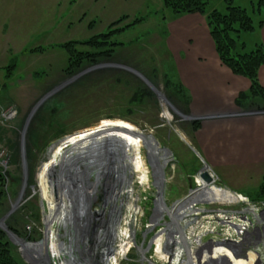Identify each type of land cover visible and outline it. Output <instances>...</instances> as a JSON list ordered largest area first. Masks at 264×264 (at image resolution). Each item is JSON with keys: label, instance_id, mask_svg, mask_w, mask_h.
Instances as JSON below:
<instances>
[{"label": "rangeland", "instance_id": "rangeland-1", "mask_svg": "<svg viewBox=\"0 0 264 264\" xmlns=\"http://www.w3.org/2000/svg\"><path fill=\"white\" fill-rule=\"evenodd\" d=\"M206 1L204 14H174L164 6L163 0H0V108L17 111L13 120H0V147L9 152L7 170L18 167L20 171L18 181H10L7 210L0 217L5 225L11 216L33 208L38 218L29 219L20 227L23 234L40 240L47 218L45 210L51 201L48 175L57 166L60 152L73 139L92 137L96 131L100 134L112 128L137 133L149 138L146 141L158 150H168L163 186L166 205L195 189L201 170L207 166L205 170L213 178L207 192L201 194H207L203 198L213 201L209 205L213 210L227 205L225 211L232 218L222 224L215 218L218 222L209 226L214 234L211 238L214 249L209 257L218 260L219 256L227 255L239 264H264V200L260 195L264 184V98L247 96L242 104L235 103L239 93L249 91L250 80L234 74L221 61L210 36L207 15L213 10L225 12V0ZM231 1L250 15L253 28L237 34V44L243 45H237L236 49L242 54L261 46L264 51V3L258 9L260 0ZM103 35L107 38L97 39L112 44L108 48L111 56L100 58L83 71L69 73L70 52L83 47L78 43H72V47L67 44ZM62 44L66 46L61 47ZM85 70L90 72L83 73ZM163 75L186 90L183 91L189 104L183 105L169 94L171 88L166 86ZM73 78L76 81L72 84L74 80L58 83ZM257 80L264 90V63L258 67ZM62 83L64 87L58 89ZM138 86L145 88V95L137 92ZM194 91L198 98L205 99L206 93H229V98L233 92L236 94L228 106H208L204 112L202 107L200 110L192 107L197 95ZM48 95L49 99L32 117L24 137L28 182L21 193L22 132L33 107ZM194 122L199 124L197 129L193 128ZM3 129L17 132L14 164ZM140 156L144 167L139 171L125 157L138 187H132L131 197L126 198L124 216L132 209L133 200H140V204H145V215L138 217L137 229L143 230L156 194L151 187L143 146ZM20 193L18 207L5 219ZM220 194H225V198ZM228 194L240 199H226ZM55 199L47 224L52 240L57 238L52 232L57 210ZM158 209L162 210L160 206ZM27 218L25 214L23 219ZM237 220L245 224V234L235 237ZM53 229L57 234L64 232L62 225H54ZM156 232L154 228L145 233V249ZM226 232L229 241H220L218 235ZM235 239L243 244L240 250L230 246V241ZM12 245L22 264H45V258L31 262L22 255L18 244ZM58 251L50 248L49 262L64 264ZM141 255L131 254L129 263L149 264L146 257L152 264L162 262L154 246L148 247L143 258Z\"/></svg>", "mask_w": 264, "mask_h": 264}, {"label": "built area", "instance_id": "built-area-1", "mask_svg": "<svg viewBox=\"0 0 264 264\" xmlns=\"http://www.w3.org/2000/svg\"><path fill=\"white\" fill-rule=\"evenodd\" d=\"M16 115L17 111L13 108L5 110L0 108L1 121L13 120ZM8 162L9 152L0 147V173L7 171ZM147 173H149L148 170ZM131 175L133 178L132 173ZM147 179L149 180L148 176ZM147 179L142 181L144 185ZM198 180L199 183H204L201 179L198 178ZM115 181L123 182L126 180L119 175ZM130 183L125 187L122 186V188H128L126 191L128 197L132 195V187L133 189L138 187V184H134L133 180ZM198 185L170 205H166L164 201L161 202L162 210L158 209L159 200L156 196L152 202L150 217L143 230L137 229V226L140 225L138 217L145 215V204H140V200H133L132 209L128 211L127 217L124 216L126 210L124 211L120 222L116 225V230L113 227L114 237L112 236V239L109 236L110 233L105 229L106 225H110V218L99 222L100 226L94 241L93 257L102 256L104 264H130L131 259L129 257L131 254L140 253L145 256L148 247L154 246L155 254L157 256L160 254L159 257L162 256L160 257L162 262L154 261V264H219L214 258L209 257L214 249V240H211L214 234H212L209 226L218 221H221L218 222L219 224L228 223L232 221V218L229 217V212L225 211V207H227L225 204L216 210L209 208L212 202L204 199V194L198 193L200 189ZM56 204L59 205L60 203L57 202ZM215 218L219 220L217 221ZM237 223L233 232L236 233L235 237L245 234V224L241 220H237ZM154 228H157V232L151 237L145 249V233L154 230ZM253 233L257 235V231L254 230ZM229 237L227 232L218 235L219 240H223V242L229 241ZM219 240L217 241L218 245L221 244ZM106 241L110 243L105 247ZM230 242V246L236 250H240L243 245L239 239ZM153 257H155L154 254ZM145 259L149 264H152L147 257Z\"/></svg>", "mask_w": 264, "mask_h": 264}, {"label": "flooded vegetation", "instance_id": "flooded-vegetation-1", "mask_svg": "<svg viewBox=\"0 0 264 264\" xmlns=\"http://www.w3.org/2000/svg\"><path fill=\"white\" fill-rule=\"evenodd\" d=\"M87 66L89 64L82 67L79 71H83ZM86 72L90 71L85 70L83 73ZM72 80L74 78L60 80L58 83L63 81L70 83ZM64 83L60 86L58 84V89L64 87ZM44 98L39 101L40 104L37 110L49 99V95ZM37 110H35L34 114ZM107 152H109V156L107 159L104 157L106 161H104L105 159L102 161L83 158L80 155L70 158L67 161L64 160L59 169L48 175L51 193L54 195L52 189H55L59 201L61 196H65L72 202L74 200L73 198H75V191L81 194L76 204L72 202L74 209L72 208L70 212L73 214L62 225V229H64L63 234H56V240L59 242L57 247L59 250L58 254L64 264H104L102 256L93 257V251L95 250L94 241L100 226L99 222L110 218V225H106L105 229L110 233L109 236L112 239V236L114 237V228L116 230V225L120 222L125 211L126 198L129 197L125 190L120 194L116 192L119 181L116 182L115 179L119 175L123 176L126 181L120 182V184L122 183V186H127L132 179L131 172L129 171L130 167H123V169L120 166L122 162L119 163V160L116 159L112 146H110ZM45 211L48 214V210L46 209ZM15 235L19 241L14 244L19 245L23 256L33 258L32 260H36V262L38 259L45 258V264H54L52 261L49 262V258L51 257L49 248L50 238L46 222L43 224L41 237L38 241L32 235ZM9 242L11 244L13 243L11 241ZM109 243V241H106L104 246H108ZM27 245L29 247L25 248Z\"/></svg>", "mask_w": 264, "mask_h": 264}, {"label": "trees", "instance_id": "trees-1", "mask_svg": "<svg viewBox=\"0 0 264 264\" xmlns=\"http://www.w3.org/2000/svg\"><path fill=\"white\" fill-rule=\"evenodd\" d=\"M164 6L172 11L174 14H192V13H206V0H163ZM264 3V0H260L258 3V9L260 5ZM225 12H219L213 10L207 15V24L209 26L210 36L214 42L216 51L221 61L229 67V69L236 75L244 76L250 80V89L245 93H239L236 97L235 103L237 105L242 104L243 99H246L247 96L259 95L264 98V90L259 85L257 80V70L258 67L264 63V51L259 47H255L247 52L240 54L237 48V34L242 31H251L253 28L251 26V17L243 8L237 7L232 4L231 0H225ZM256 7V8H257ZM103 37V38H102ZM102 37H92L88 40L79 41V42H71L67 44V47H72V43H78L82 45L83 48H75L70 52V65L67 68L69 73H74L79 71L82 67L88 64H92L98 62L102 57L106 58L107 56H111V52L109 51V47H111V43L102 42L101 39L107 38V36ZM100 38V40L98 39ZM243 45V44H242ZM238 45V46H242ZM66 44H62L61 47H65ZM76 47V46H74ZM73 47V48H74ZM66 70V71H67ZM172 77V76H171ZM166 86L170 89L172 96L178 98L183 105L189 104L188 95L184 94L186 91L176 80L171 82L172 78L164 77ZM184 90V91H183ZM137 92L140 95H145V88H141V86L137 87ZM135 94L136 96L139 94ZM135 96V97H136ZM187 97V99H186ZM199 124L197 122L193 123V128L197 129ZM3 137L7 136L5 139L9 148H11V154L13 156L12 164L16 163V136L17 132L13 129L2 130ZM34 135H32L33 137ZM33 139V138H32ZM34 141V140H32ZM14 142L16 145H14ZM33 146L38 148L37 144L33 142ZM11 156V158H12ZM10 159V156H9ZM18 161V160H17ZM20 175L19 168H11L7 170L5 173H0V217L7 210L6 209V201L9 199V192L11 191L10 181L17 182L18 177ZM13 179V180H11ZM50 192V206L48 208V214L46 218V224H48L50 219V211L53 208V196L51 195V186H48ZM261 196H263L264 200V184L261 188L260 192ZM43 201V200H42ZM46 208V206H45ZM45 210V209H44ZM22 214V215H21ZM27 214L28 218L23 219L24 215ZM22 218V219H21ZM38 218V214L34 212L33 208H26L22 213H17L11 216L6 222L7 228L15 234H23V227L27 220ZM21 225H23L21 229ZM16 251L14 246L9 242L7 235L4 231L0 229V264H22L20 258L16 255ZM130 264H138V263H130Z\"/></svg>", "mask_w": 264, "mask_h": 264}, {"label": "bare ground", "instance_id": "bare-ground-1", "mask_svg": "<svg viewBox=\"0 0 264 264\" xmlns=\"http://www.w3.org/2000/svg\"><path fill=\"white\" fill-rule=\"evenodd\" d=\"M37 104L34 107H36ZM36 110H37V108H36ZM120 131H122V130H117V129L111 128V129H107L106 132L96 134L95 136H92V137H90L91 135H88V136H85L84 138L80 137L76 140L75 139L71 140L70 141L71 143L70 142H69V144L67 143L69 146L64 148L60 152V155L58 157L57 166H61L60 164L64 160H68L70 158H73V157H76L79 155L83 158L95 159V154L97 153V150H98L97 149L98 147L96 148L95 145L102 144L106 140L110 141V142L106 141V144L107 143H110V144L109 145H104V144L102 145V148L100 149L101 154L99 157L103 158V159H104V157H106V159H107L109 156V152H107V151L110 149V146H112L113 150L115 151L114 155H115L116 159L119 160V163L122 162L120 165L122 168L123 167H130L128 162L125 159V157H127L128 159L132 160V162L134 163V167H135L136 171H139V169L141 170V167L143 166V160L140 156V150H141L142 146L146 149V154L149 155L152 160L161 159L163 161V163L167 162L166 155L169 154V152H166L165 154L162 153L163 150H161V151L158 150L156 145L152 144V142H149V140H148V142L146 141V139H149V138L138 136L137 133H127V132H120ZM93 137H95V142H96V143H94L95 145L92 143ZM99 146H101V145H99ZM53 147H50V148H53ZM133 154H136V155L131 156ZM163 165L165 166V164H163ZM118 166H119V164H118ZM27 182H28V180H27ZM212 183H214V182H212ZM206 184L205 183H199L198 187L200 189L198 192L200 194L207 192L206 189H207L209 184L208 183H206ZM121 188H122V183L120 184V182H119L118 186H117V190H116V192H118V194H120L123 191V188L122 189ZM218 189L221 190L220 188H218ZM211 190H213V189H211ZM221 193H224V192L222 191ZM204 195L207 196V194H204ZM220 195L222 196V198H225L224 197L225 194H220ZM216 198H221V197H216ZM68 199L65 196H61L60 202H59L60 204L57 205V210H56L57 213L55 215L54 223H53V227H52V232H53L54 236H55V234H57V232L53 229L54 225H57V224L58 225H64L66 223V221L69 220V216H71L73 214L70 211H72V208L74 209V204H72L70 199L69 200ZM226 199L239 200L240 198H239V196L228 194ZM207 200H209V199L207 198ZM209 201H211V200H209ZM211 202H213V201H211ZM159 206L161 209L163 208L161 201H159L158 207ZM49 242H50V248L52 249V251H56V248H57L56 243L57 242L55 243V239L53 238V240H52V238L50 237ZM219 257L221 259L216 260V262L219 264H239L236 261H233L227 255H224V256L222 255ZM27 259L33 263L36 262L35 260H32L33 258L27 257ZM37 264H39V263H37ZM242 264H244V263L242 262Z\"/></svg>", "mask_w": 264, "mask_h": 264}, {"label": "water", "instance_id": "water-1", "mask_svg": "<svg viewBox=\"0 0 264 264\" xmlns=\"http://www.w3.org/2000/svg\"><path fill=\"white\" fill-rule=\"evenodd\" d=\"M139 76V75H138ZM147 85H148V82H145ZM149 86V85H148ZM154 90V89H153ZM154 92L160 97L161 96V94L160 93H158L156 90H154ZM162 97V96H161ZM45 99V98H44ZM162 99H163V101L164 102H167V104H168V101L166 100H164L165 98L164 97H162ZM40 104V102L37 104V106L36 107H34L32 110H31V112H30V114H29V116L27 117V119H26V122H25V126H24V129H23V132H22V159H23V188L21 189V193L23 192V190H24V188L26 187V184H27V180H28V175H27V166H26V149H25V143H24V137H25V134H26V132H27V128H28V124H29V122H30V120H31V118H32V116H33V114H34V112H35V110H36V108L38 107V105ZM169 105V104H168ZM186 119H189V118H186ZM96 134L98 133V131H96L95 132ZM108 139V138H107ZM107 142H110V141H108V140H106ZM106 141L105 142H103L102 144H98V145H95L94 143H96L95 142V137H93L92 138V143L96 146V148L98 149L97 150V153L95 154V159L96 160H104L103 158H100L99 156H100V149L102 148V145L104 144V145H109L110 143H107L106 144ZM99 145H101V146H99ZM161 150H163L162 151V153H166V152H168V150L167 149H165V148H163V149H161L160 148V151ZM145 160H146V162H147V165H148V167H149V169H150V173H151V178H152V185H153V187L155 188V194H156V196L158 197V200L159 201H161V202H163L164 201V179H165V174H164V168H165V166L163 165L164 163H163V161L161 160V159H156V160H152L151 158H150V156L149 155H147L146 154V157H145ZM65 161H67V160H65ZM104 161H106V159L104 160ZM62 164V163H61ZM60 164V165H61ZM59 167L60 166H56L55 167V169H52V171H50V174H52L55 170H57V169H59ZM205 169H208L207 168V166H205L204 165V167H203V169L201 170V172H200V178L205 182V183H211V181H212V178H211V176L207 173V171L205 170ZM49 174V175H50ZM53 190V193H54V197L58 200L59 198H58V194H57V192H56V190L55 189H52ZM21 193H20V195H19V198H18V200H17V202L14 204L15 206H12V208H11V210L6 214V216H5V219L7 218V217H9L10 215H11V212L12 211H14L15 209H16V206L18 205V202L21 200ZM79 195H81L78 191L76 192L75 191V198H73L74 200H72V202H75V204H76V202L77 201H79ZM77 199V200H76ZM18 207V206H17ZM0 225H1V230H3L5 233H6V235H7V238H8V240L9 241H11V242H14V243H16V242H18L19 241V239H18V237L15 235V233H13L12 231H10L8 228H7V226L3 223V219L2 220H0ZM226 261V260H225ZM227 262V261H226Z\"/></svg>", "mask_w": 264, "mask_h": 264}, {"label": "crops", "instance_id": "crops-1", "mask_svg": "<svg viewBox=\"0 0 264 264\" xmlns=\"http://www.w3.org/2000/svg\"><path fill=\"white\" fill-rule=\"evenodd\" d=\"M194 93L197 94L196 91H194ZM206 94H207L208 97L206 99L203 97L204 101H202L203 98H198L197 97L198 94L196 96L193 94L195 96V100L193 101V104H192L193 109L200 110V107H202V109L205 112V110H206V108L208 106H211L212 108H216L218 105L221 106L222 104L228 106L231 103V100L233 99L234 95L236 94V91L233 92L232 96H230L231 98H229V93H226V94H220V93H210V94H208V93H206ZM227 94H228V97H227ZM224 96H226V97H224ZM222 97L225 99V101H222V99H223ZM218 98H221V100L218 101ZM195 104H197V105H195ZM227 106H225L226 110H228ZM213 110H215V109H213ZM223 110H225V109H223Z\"/></svg>", "mask_w": 264, "mask_h": 264}]
</instances>
